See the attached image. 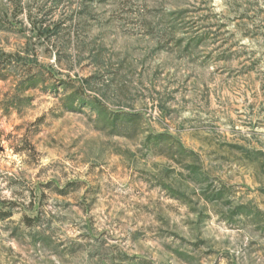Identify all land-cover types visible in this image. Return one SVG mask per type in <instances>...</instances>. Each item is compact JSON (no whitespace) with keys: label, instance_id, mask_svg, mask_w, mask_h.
<instances>
[{"label":"rangeland","instance_id":"obj_1","mask_svg":"<svg viewBox=\"0 0 264 264\" xmlns=\"http://www.w3.org/2000/svg\"><path fill=\"white\" fill-rule=\"evenodd\" d=\"M0 264H264V0H0Z\"/></svg>","mask_w":264,"mask_h":264}]
</instances>
